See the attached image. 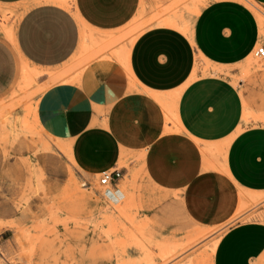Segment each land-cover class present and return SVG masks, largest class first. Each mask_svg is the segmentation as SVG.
Here are the masks:
<instances>
[{
  "label": "crops",
  "instance_id": "crops-1",
  "mask_svg": "<svg viewBox=\"0 0 264 264\" xmlns=\"http://www.w3.org/2000/svg\"><path fill=\"white\" fill-rule=\"evenodd\" d=\"M253 1L264 7V0ZM67 3L0 0L20 9L13 42L29 64L54 68L77 53L85 59L79 71L37 95L43 131L68 142L93 172L118 167L120 159L141 168L136 181L148 205L170 200L201 226L229 221L245 190L264 201V124L242 123L243 97L229 78L195 68V56L217 65L250 56L260 41L251 8L208 0L187 30L182 20L181 28L166 23L179 15L152 18L175 1ZM119 168L112 199L124 196L118 184L128 169ZM209 263L264 264V219L229 225Z\"/></svg>",
  "mask_w": 264,
  "mask_h": 264
},
{
  "label": "rangeland",
  "instance_id": "rangeland-1",
  "mask_svg": "<svg viewBox=\"0 0 264 264\" xmlns=\"http://www.w3.org/2000/svg\"><path fill=\"white\" fill-rule=\"evenodd\" d=\"M163 1L176 4L159 6L152 18L164 21L172 13L187 25L208 0ZM240 1L264 28V7ZM19 15L17 7L0 5V264H210L229 225L264 219L262 195L250 190L241 193L243 205L231 219L217 226L191 222L170 200L148 205L136 181L141 168L122 159L117 166L128 170L118 187L124 196L112 199L113 186L99 183L101 169L81 163L69 143L43 131L35 117L37 95L79 71L85 59L77 53L54 68L29 64L13 42ZM195 68L229 78L243 97L242 123L264 124L263 59L251 52L245 60L217 65L195 56Z\"/></svg>",
  "mask_w": 264,
  "mask_h": 264
},
{
  "label": "built area",
  "instance_id": "built-area-1",
  "mask_svg": "<svg viewBox=\"0 0 264 264\" xmlns=\"http://www.w3.org/2000/svg\"><path fill=\"white\" fill-rule=\"evenodd\" d=\"M254 55L260 59L264 60V44H258L253 50ZM122 175L121 168L114 167L112 169L103 170L99 178V183L101 185H110L116 182Z\"/></svg>",
  "mask_w": 264,
  "mask_h": 264
},
{
  "label": "bare ground",
  "instance_id": "bare-ground-1",
  "mask_svg": "<svg viewBox=\"0 0 264 264\" xmlns=\"http://www.w3.org/2000/svg\"><path fill=\"white\" fill-rule=\"evenodd\" d=\"M177 17H179V16H175L174 18H172V20H169V21H167L166 23H168V24H172V25H175V26H178L179 28H181V26H185V28H182V29H189V28H187V26H188V24L186 25V24H181V22H177L176 21V18ZM178 19V18H177ZM185 31V30H184ZM260 32L262 33V34H264V28L262 27V25H261V27H260ZM213 69V68H212ZM217 70V69H216ZM216 70H210L209 69V71H208V73L209 74H213V73H218ZM207 72V71H206ZM225 145V144H224ZM254 196H256V195H254ZM257 197H258V195H257ZM254 198H256V197H254ZM259 198V197H258Z\"/></svg>",
  "mask_w": 264,
  "mask_h": 264
}]
</instances>
